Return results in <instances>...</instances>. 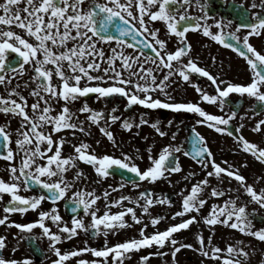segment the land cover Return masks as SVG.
<instances>
[{
	"label": "snow or ice",
	"instance_id": "6c2138e0",
	"mask_svg": "<svg viewBox=\"0 0 264 264\" xmlns=\"http://www.w3.org/2000/svg\"><path fill=\"white\" fill-rule=\"evenodd\" d=\"M193 6L201 14H191L189 9ZM234 6L241 10L243 19L233 29L232 19L216 18L209 14L208 0H2L0 86H3L5 93L0 94V113L7 119L0 123V149H3L0 151V159L9 162V179L5 180L0 176V201H3L5 194L9 195L10 199L3 208L4 215L0 217V225L14 226L20 233H31L32 229L39 226L42 236L48 237L49 247L57 257L51 264H65L72 258L82 257L84 253H90L93 259L79 258L75 264H109V258L111 264H124V260L129 258L127 254L133 251L152 246L163 248L166 244L171 246V255L174 258L182 248H189L204 257L218 260L221 264H242L241 257L247 260L250 254L242 246V241L236 245L229 243L221 249L218 245H213L211 235L206 244L204 236L198 233L196 239L199 247L196 248L193 244L174 238L175 233L187 230L192 224L200 222L192 213L200 214L207 204V198L203 195L206 189L210 188V197L226 196L225 190L210 186V178L214 177L222 183L227 177L238 182L237 188H229L227 192H236L237 195H228L222 203L211 204L207 215L201 217L203 223L213 233L215 226L219 224L264 241V227L256 229L253 224L256 209L248 211L250 203L264 208V187L258 190L247 182V178L238 168L233 165L223 167L218 163L206 138L195 128L192 129L195 136L191 141L190 152L184 151L182 146L169 144L163 147L157 156H153L149 147V165L143 170L126 154L123 158L108 154L97 155L92 145L86 141L72 145L73 153L63 155L67 141L62 133L70 132L73 137L77 132L91 135L90 130L85 128V121L88 122L89 128L96 125L102 135L114 145L115 135L110 128L111 124L118 121L121 128L127 131H131L134 126L139 128L150 124L160 136L167 134L161 130L159 120L150 122L142 116L139 123L134 124L131 119H121L120 115L115 114L118 111L115 107L109 112L92 108L87 98L93 94L97 102L121 96L127 101L126 109L133 105H142L152 110L169 109L197 114L200 117L196 121L198 125H205L217 133L234 136L240 150L264 163V147L249 141L242 134L236 135L227 127L238 115L237 106H233L227 114H213L206 111L200 103L176 101L169 91L171 85L179 78L195 88L200 101L214 105L221 111L229 103L230 95L237 94L241 99L236 101V105H242V98L245 96L256 101L249 108L252 116L259 115L257 108L264 112V52L259 51L250 42L253 36H264V0H253L250 5L251 9L258 8L261 11L249 12L242 3L235 4V0ZM181 8L184 9L183 12L180 11ZM156 22L164 25L166 35H175L178 38L175 51L169 50L167 40L160 37V28L154 27ZM14 28L20 29L21 32L13 30ZM213 28L216 31H213ZM242 30L244 35L240 36ZM189 31L200 32L211 41L236 52L251 69L250 81L233 83L219 80L206 68L200 67L191 57L192 45L186 35ZM127 37H131V42ZM113 44L116 47H111ZM103 45L110 46V54L106 55ZM128 48L133 51L127 52ZM145 49L152 51L145 55ZM159 73L163 75L160 76ZM25 75L28 78L23 80L21 85L20 80ZM193 75L207 78L214 86L215 94H209L195 83L191 79ZM13 80L17 81L15 86ZM22 87L30 89L28 96L23 95ZM30 97L32 103H29ZM77 102L82 103L74 111L72 105ZM79 114H87L85 120H80ZM247 115L248 112H245L240 119L243 120ZM13 118L19 120V126L14 130L10 127ZM172 123V120L168 121L169 125ZM239 127L243 128L244 125L240 124ZM252 131H264V119L257 120ZM172 138L175 139V134ZM13 143L15 149L12 147ZM96 143L99 144L100 141ZM182 151L201 166L205 175L203 179L192 184L190 190L185 188L179 193L182 198L181 208L172 214V218L181 219L163 231L146 234L148 224H144L139 230V238L126 239L111 246L105 239L101 248L86 246L61 252L56 246L62 239L60 233L66 234L63 238L70 240L78 235V230L88 233L91 229L93 237L103 231L107 238L109 232L115 234L119 229L131 226L125 220L129 214L135 223H141V218L133 207H124L117 212L110 210L112 206L122 205L125 200H132L131 197L121 196L107 203V210L98 216L99 209L93 206L101 197L95 194V190L83 189L73 192L69 198L74 204L71 211L75 213L82 207L85 215L91 216L90 225H85L82 218L73 217L71 227L67 223H63L61 227L63 217L55 206L49 211H39V219L33 223H17L9 219L12 213L23 214L39 209L46 199L53 205L63 199L73 187V182L67 180L66 173L77 168L78 161L92 166L101 178L112 175L114 169L118 168L134 174L139 181L155 183L166 179V174L170 176L182 171L179 158L175 155ZM18 157L17 164L15 161ZM241 166L247 167V162ZM83 175V172L78 170L73 180H79ZM190 176H195V173H190ZM121 179H125L123 175ZM262 179L264 177L256 178L257 182ZM127 182L134 187L140 186L136 179H129ZM33 185L47 190V194H19L22 187L28 190ZM124 186L123 182L119 185L120 188ZM241 194L247 195L249 200L238 203ZM108 196L109 192L105 190L103 197L106 201ZM133 202L144 214H149L154 205L172 204L167 196L155 197L150 190L140 192ZM46 220H51L59 231L53 232L45 223ZM160 220L161 217L155 216L151 218L150 223L155 227ZM24 238L21 236V239ZM28 238L33 241L36 239ZM5 247L6 237L0 236V252ZM156 254L164 255L160 252ZM150 255L152 253H149ZM149 256H143L141 260L146 262ZM0 264L33 262L30 258L18 260L5 258L0 254Z\"/></svg>",
	"mask_w": 264,
	"mask_h": 264
},
{
	"label": "flooded vegetation",
	"instance_id": "af4514ba",
	"mask_svg": "<svg viewBox=\"0 0 264 264\" xmlns=\"http://www.w3.org/2000/svg\"><path fill=\"white\" fill-rule=\"evenodd\" d=\"M2 2V0H0ZM253 2V0H235V4L242 3L245 7V9H249V12H255V11H261V9H251L250 5ZM258 2V0H257ZM209 4V14L211 16H215L216 18L225 17L228 19L233 20L232 28L234 29L238 23L241 22V19H243L241 10L237 9L234 6V0H208ZM23 7V5H21ZM181 12L184 11L183 8L180 9ZM189 12L193 15H199L201 14L198 9L193 6L189 9ZM210 23L212 21H209ZM154 27L160 28V37L162 39L167 40V47L171 51H175L178 43V38L175 35L168 36L165 34V27L161 22H156L154 24ZM13 30L17 32H21L20 29L14 28ZM213 31H216L215 28H213ZM23 34V33H21ZM187 40L192 45V51H191V57L197 61L198 65L200 67L206 68L213 76L218 77L219 80L224 81H230L233 83H247L251 79V69L247 65L246 61L241 58L236 52H234L231 49H228L226 47H223L219 45L216 42L211 41L209 38L204 37L200 32L197 31H189L187 34ZM240 36L244 35V30H242L239 33ZM128 40L131 42V37H127ZM250 42L261 52H264V36L261 37H251ZM105 50L108 51L109 45H103ZM116 47L115 44L111 45ZM127 52L131 53L133 49L128 48L126 49ZM151 49L149 51H145V55L151 53ZM213 57H215V60H213ZM149 65H145L147 67ZM160 76L163 75V73H159ZM28 76L25 75L23 78H21L20 83L22 85L23 80L27 79ZM191 79L198 83L202 88H204L206 91L209 92V94H215L214 92V86L211 85L210 81L207 80L205 77H198L196 75H193ZM17 83L16 80H13V86H15ZM35 85H32L34 87ZM224 85H221L223 87ZM21 91L23 95L28 96V93L30 89H24L21 88ZM169 91L172 93L176 101H192L200 103L202 107L205 108L206 111L213 113V114H227L232 110L233 106H237L239 108L238 115L236 118L231 121V123L227 126L229 130L233 131L236 135L242 134L244 137H246L249 141L258 143L261 147H264V131L257 133L252 131V128L254 127L255 123L259 119H264V112H260L259 108L256 109L257 112H259V115L252 116L251 111L249 110L250 106L255 104L256 101L254 99H250L247 96L243 97V104L242 105H236V101L241 99L237 94H231L229 97V103L226 104L223 111H221L218 107L211 105L207 102H202L199 100V93L195 91V88L192 87L187 82L181 81L179 78H177L176 83L172 84L169 88ZM5 90L3 86H0V94H4ZM163 99V97H161ZM92 99V98H91ZM91 99L87 98V101ZM29 103H32V98H29ZM127 103L126 99H124L121 96H114L109 98L107 101H105V112H109L114 107L118 109V111L115 113L117 115L121 116V119L129 118L131 119L134 124H138L140 118L143 116V118L149 120L150 122H154L156 120L160 121V128L162 131L166 132L167 134L165 136L171 135L173 132L176 136L183 137V143L184 146L182 149L184 151H187L191 146V134L193 133L192 129L195 128L196 131L200 132L207 140L208 146L211 149L213 156L215 160L218 163H221L223 167H228L229 165H233L236 168L239 169L240 173L244 175L247 178V182L250 184H253L258 190L261 187H264V179L257 182V177H264V163H261L257 161L252 155L242 151L239 149V146L234 138V136H229L226 133H217L215 130L208 128L205 125H198L196 123L197 119H200V117L197 114L180 111L175 112L173 110L169 109H147L144 106L140 105H133L130 109L125 108V104ZM73 110L80 107V104L76 103L72 105ZM58 108V106H57ZM245 112H248V115L241 120L240 117L245 114ZM87 114H79L80 120H85V116ZM7 117H5L2 113H0V123H4L6 121ZM172 120L173 123L171 125L168 124V121ZM243 124L244 127L240 128L239 125ZM19 126V120L18 118H13L11 120L10 127L12 130L16 129ZM85 128L90 130L91 135H84L83 133H76V136L73 137L70 132L62 133V135L65 136L66 144L63 149V155L67 156L69 154L73 153V147L72 145L78 144L81 141H86L89 144L93 146L92 143V135L94 131V125H91L89 128V124L87 121H85ZM99 130V128H98ZM111 131L114 132L115 135V145L113 142L107 140L106 137L103 136L102 145L104 147H109L108 144H112L113 146H116L120 143L122 140V135H126L127 133H132L134 131H142V130H152L155 131L152 127H150V124H146L143 126H140L139 128L133 127L131 131H127L121 128L120 122H116L115 124H111ZM156 132V131H155ZM99 133H101L99 131ZM157 133V132H156ZM158 134V133H157ZM195 136V132L193 133ZM192 134V135H193ZM159 135V134H158ZM160 136V135H159ZM165 136H160L161 139H164ZM15 135L13 136V140H15ZM232 141V143H229ZM124 143V142H123ZM172 144V139L170 138L168 140V145ZM13 149L16 148L15 144H12ZM3 149H0L2 151ZM133 153V152H131ZM104 155V154H103ZM108 155H112L117 158H123L124 153L118 151L117 149H113L111 153ZM184 157L192 164L196 166H200L197 164L190 156L184 155ZM134 161H137L135 159ZM223 161H227V164H224ZM247 162V167H242L241 165L244 162ZM15 163H19V157L15 161ZM8 161H5L3 159H0V176H2L5 180L9 179V173L7 171L8 168ZM84 168V169H83ZM86 169H92L91 171L87 172ZM82 171L83 178L86 181H94V179L99 180L101 177L97 175V173L94 171L93 167L84 163V162H77V168L70 169L69 172L73 171L74 174H76L77 171ZM94 172V173H93ZM205 172L202 170V174H198L195 176H198V179L201 180L204 178ZM186 177V176H185ZM55 179V178H53ZM105 179V183L111 182L115 183L114 188H116L117 192L113 195V197H116L117 195L123 196L125 194L126 189H128V192H132L134 189L137 190L139 187H134L131 183L123 180L115 175H110ZM255 179V180H253ZM165 179L158 180L159 182H163ZM211 185L210 186H218L222 190L226 191V196L219 197V198H213L210 197V188L206 189L204 192V197L207 198V204L203 207L201 210L200 216L207 215L209 208L211 204L213 203H222L223 200L227 199L228 195H231L235 197L237 195L236 192H227V189L229 188H237L238 182H236L234 179H229L225 177L223 179V182L220 183L217 181L216 178H210ZM124 183V189H121L119 185L121 183ZM259 183V184H258ZM142 183H139V185ZM114 192V191H113ZM112 192V193H113ZM41 192H37L33 189L25 190L23 187L21 188V191L19 194L24 196H32V195H38ZM10 199V196L5 194L3 201H0V217L4 215L3 208L6 204V202ZM169 199L172 201V204L177 203L176 197H169ZM249 200V197L247 195L241 194L240 200H238V203L241 202H247ZM171 204V205H172ZM56 207L58 209L59 214L63 217V222L61 224V227L63 226V223H67L69 227H71V220L73 217L76 218H82L85 225H90L91 223V216L85 215L83 212L82 214L78 216H72L68 213L67 208L64 206L62 201L56 202L55 205L52 204L51 201H48L47 199L42 202L39 209L33 211L29 210L27 213H12L9 216L10 221H15L17 223H33L36 220L39 219V211H49L53 207ZM173 206H168V209H172ZM252 209H256V212L253 216V224L255 225V228L258 229L260 227H264V208H261L258 204L250 203L248 204V211L251 212ZM106 207L103 211V213L106 211ZM122 209H118L117 207H113V210L111 212H117ZM103 213L101 215H103ZM172 213V212H170ZM169 213V214H170ZM138 216V215H137ZM140 217V216H138ZM141 218V217H140ZM187 218V217H185ZM181 218H176L172 220H175L173 223H177L180 221ZM126 220V219H125ZM130 220V219H129ZM45 223L51 228L53 232H58L59 229L56 227V225L51 220H46ZM136 226V231L138 234H136V238H139V230L142 227V219L141 223H135L132 222ZM163 229H155L153 226L148 227L145 232L146 234H150L154 231L160 230L163 231L166 229L169 225ZM131 225V224H129ZM149 226V224H148ZM205 224L202 221V227H204ZM131 227V226H130ZM152 228V229H151ZM129 227L119 229L115 234L109 232L107 238V243L109 246L112 244L122 242L125 239L124 237H121V231H128ZM190 229V227H189ZM187 230H181L178 233L174 234V238L177 239L180 242L188 243L189 238L185 237V234L189 231ZM92 231L89 230L88 233H85L82 230H78V235L74 236L72 239H64L63 237L66 236L64 233H60L62 236L61 241L56 245L61 249V252H66L70 250H74L77 248H83V247H92V248H101L104 246L105 239L103 242H101L99 239V236L93 237ZM215 240H217V245L223 249L226 247L227 244L231 243L236 245L237 242L242 241V246L245 248L246 251L249 252V258L247 260H244L243 257H241L242 264H255V261L257 257L262 258L264 261V241H260L257 238H254L250 235H245L240 233L238 230H233L229 227L222 226V225H216L215 226ZM0 236L6 237V247L0 252L5 258H14L18 260H23L24 258H30L33 262V264H51V262L55 259H57L55 253L50 249V241L48 237L42 236V229L37 226L36 228L32 229L31 233H20V230L16 227H6L5 225H0ZM21 236H24V239H21ZM28 237H36V239L33 241L29 239ZM135 238V237H133ZM128 239V238H127ZM87 242V243H85ZM31 245L37 246L38 254L33 253L31 250ZM15 249V251H13ZM150 250L152 252V255L149 256L148 254H145L146 250ZM154 249V251H152ZM145 252V253H144ZM164 253V255H157L156 253ZM129 258H126L124 260L125 262L132 261L135 264H174V259L178 257V255L175 256V258L171 255V246L166 245L163 248H159L158 246H152L151 248H142L139 251H134V254H127ZM143 256H149V259L144 262L141 260V257ZM84 258L91 260L93 257L90 253H84L82 254V257H76L72 258L69 261H66L65 264H75L76 259ZM128 260V261H127ZM173 260V261H172ZM188 263V261H187ZM109 264H111V258H109ZM177 264H184V262H180Z\"/></svg>",
	"mask_w": 264,
	"mask_h": 264
},
{
	"label": "rangeland",
	"instance_id": "374dc122",
	"mask_svg": "<svg viewBox=\"0 0 264 264\" xmlns=\"http://www.w3.org/2000/svg\"><path fill=\"white\" fill-rule=\"evenodd\" d=\"M111 47H114V46H111ZM104 50H105V48H104ZM105 53H106V55L110 54L109 48H108V51L105 50ZM78 103L81 104L82 102H77V104ZM89 105L92 108L97 109V110H100V109L105 110V101L97 102L95 97H93L89 101ZM94 127L95 128L93 131V135L90 138H92V143H93L92 149L95 150L97 155L109 154V153H111V151L113 149H117L118 151L123 152L124 155L126 154L128 156H131L133 162H135L137 165H139V167L142 170L145 169L149 165V161L147 159V157L149 155V153H148L149 147H151V149H152L151 155L157 156L159 154V152L161 151V149L163 147H165L166 145H168V140L170 138L172 139L171 145L182 146V147L184 146L183 137L175 135V139L172 138L174 132L171 135L165 136L164 139H161L160 136L155 131H152V130L140 131L139 130V131H134L133 132L134 134L133 133H127L125 136L122 135L121 136L122 140L116 146H113L110 143V144H108L109 147H104L102 145V141L104 139L103 135H102V133H99L98 127L96 125H94ZM145 137H147V139H145ZM98 140L100 141L99 144L96 143V141H98ZM229 143H232V141H230ZM131 152H133V153H131ZM177 154L179 156V163L181 164V167H182L181 172L173 173L170 176H168L166 174V179L163 182H159V181H157L155 183L144 182V183L140 184L139 189H137L135 191L133 189L132 192H128V189H126L125 194L123 196L131 197L132 200H125L122 202V205L112 206L110 210L112 211L113 207H117L118 209H122L124 207H133L136 210V214L138 216H140L142 219V226L144 224H149L148 227L152 226L150 223L151 218L155 217V216H159V217H161V220H160V223L154 227L155 229H163L167 226V224L173 223L175 220H172V214L176 211H179L181 208V199L182 198L179 195V193H181V191L185 188L190 190L192 184L199 181L198 176H190V173L194 172L195 175L202 174L201 166H196V165L190 163L184 157L183 151L181 153H177ZM141 157H143V159H141ZM135 159H137V161H134ZM91 170L92 169H88V170L86 169L87 172H89ZM74 176H75V174L73 173V171H71L70 173H66L67 180L73 182V187L69 189V191L66 194V197L69 199L72 196L73 192H75L77 190H81V189L86 190V191L95 190V194L97 196L101 197V199L97 201L96 205L93 206L94 208L99 209V211L97 212L98 216L103 213L107 203L121 197L119 195H117L116 197H113L115 192H117V191L113 192V190H112V189H116V188H114L115 183H111V182L105 183L104 178H101L99 180L94 179V181H86L83 178H80L79 180H73ZM185 176L188 177V179H184ZM253 180H255V179H253ZM109 186H111V187H109ZM145 188L151 189L152 194L155 197H160V198H163L165 193L168 192L177 198V203L172 204V205L157 204V205H154L150 208L149 214H144L142 212V209L139 206H137L133 201H135V199L139 196V193ZM121 189H124V187ZM105 190H108V192H109V196L107 198V201L103 197V193ZM185 194H186V192H185ZM141 203H143V200H141ZM168 206H173V207H172V209H168ZM170 212H172V213H170ZM192 215L196 216L197 220L200 222L192 224L190 226L189 231L185 234L186 239H187V237L189 238L188 243L193 244L194 247L198 248L199 244H198V241L196 239V236L198 233H200L204 236L206 244H207V238L211 235L213 245H217V240L214 239L215 238L214 235L216 232L213 233L207 225L202 227V219H201L200 214L193 212ZM125 219L128 222V224H131V227H129L128 231L127 230L121 231L122 233H121L120 239H121V237H124L126 239L127 238L131 239L133 237L136 238V234H138V233L136 231L135 224L132 223L133 220L131 218V214L126 216ZM101 227L103 228V226H101ZM126 228L127 227H125V229ZM104 239H105V236L103 235V233H101L98 240L103 242ZM122 240H125V239H122ZM166 245H168V244H166ZM152 251H154V249ZM145 252H144L145 254L152 253L148 249ZM129 254H134V251L129 253ZM176 255H178V257L176 259H174L175 260L174 264H177L180 262H184V264H221L220 261L212 259V258L204 257L199 252H197L193 249H189V248H182L178 253H176ZM187 261H188V263H187ZM124 264H135V263H133L132 261H129V262H125ZM255 264H264V261L262 260V258L257 257Z\"/></svg>",
	"mask_w": 264,
	"mask_h": 264
},
{
	"label": "water",
	"instance_id": "95a60500",
	"mask_svg": "<svg viewBox=\"0 0 264 264\" xmlns=\"http://www.w3.org/2000/svg\"><path fill=\"white\" fill-rule=\"evenodd\" d=\"M91 95H93V94H90L89 96H91ZM113 174H115L117 176H120V177L123 175L124 178L127 179V180H129V179L138 180V178L134 174H132L130 172H127V170H123V169H118V168L114 169ZM32 188L35 189L36 191L45 192L47 194V190L41 188L38 185H33ZM65 206H66V203H65ZM73 206H74V204H72L70 201H67V206L66 207H67V209H70V213L71 214L78 215L79 213H81L83 211V208L81 207L80 209L77 210V212L74 213V212L71 211V208ZM31 247H32L33 251H35V247L34 246H31ZM35 253H36V251H35Z\"/></svg>",
	"mask_w": 264,
	"mask_h": 264
}]
</instances>
